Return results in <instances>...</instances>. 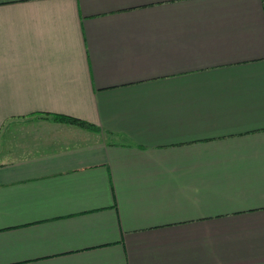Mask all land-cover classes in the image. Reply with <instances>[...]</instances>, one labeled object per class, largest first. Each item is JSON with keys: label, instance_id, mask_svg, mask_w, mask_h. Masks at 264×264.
Wrapping results in <instances>:
<instances>
[{"label": "crops", "instance_id": "obj_1", "mask_svg": "<svg viewBox=\"0 0 264 264\" xmlns=\"http://www.w3.org/2000/svg\"><path fill=\"white\" fill-rule=\"evenodd\" d=\"M0 264H264V0H0Z\"/></svg>", "mask_w": 264, "mask_h": 264}, {"label": "trees", "instance_id": "obj_2", "mask_svg": "<svg viewBox=\"0 0 264 264\" xmlns=\"http://www.w3.org/2000/svg\"><path fill=\"white\" fill-rule=\"evenodd\" d=\"M51 115H52L53 119L58 120V121L77 124V125L83 126L85 128H92V125H90L89 123H87L83 120H80L78 118L69 116V115H62V114H51Z\"/></svg>", "mask_w": 264, "mask_h": 264}]
</instances>
